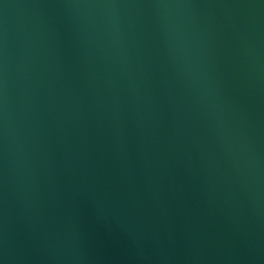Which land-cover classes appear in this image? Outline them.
Instances as JSON below:
<instances>
[{
  "label": "water",
  "instance_id": "95a60500",
  "mask_svg": "<svg viewBox=\"0 0 264 264\" xmlns=\"http://www.w3.org/2000/svg\"><path fill=\"white\" fill-rule=\"evenodd\" d=\"M0 264H264V0H0Z\"/></svg>",
  "mask_w": 264,
  "mask_h": 264
}]
</instances>
